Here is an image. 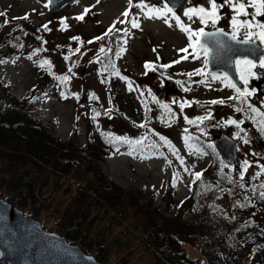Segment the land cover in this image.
<instances>
[{
    "label": "rangeland",
    "instance_id": "rangeland-1",
    "mask_svg": "<svg viewBox=\"0 0 264 264\" xmlns=\"http://www.w3.org/2000/svg\"><path fill=\"white\" fill-rule=\"evenodd\" d=\"M50 2L51 0H0V13L6 14L0 15V61H4L0 63V92L6 91L16 98H30L23 109L26 108L35 119L49 123L48 130L61 141L69 140L79 145L92 143L96 146L104 143V149L108 145L110 150L103 156L95 158L100 170L105 172L114 183L134 192V195L139 197V203L149 202L151 199L152 204L146 205L147 211H150L153 218H158V223L161 220L166 221L165 218L176 213V207L182 198L193 190L189 191L187 188L188 183L194 179L192 174L206 167L204 175L198 182H206L209 190L202 192V196L198 195L197 201L203 203L206 215L212 219V227L216 222L215 219L221 227L228 225L229 221L232 222V227H237L246 220L244 212L234 207L242 205L246 198L253 202L254 209L250 212L254 223L264 224V198L261 204L256 199V195L264 191L260 187L264 184V174L256 179L252 178L260 171L259 166H264V146L263 149L257 148L255 145H259L251 139V131L259 129L261 117L248 107L251 104L264 111V94L249 82L250 77L246 75L264 74V68L259 66L260 58L254 62L255 67L240 64V71L245 69L246 74L243 75L247 83L243 82L239 88L254 90V93L244 97L246 101L244 103L228 100L231 94H236L230 86L233 82L229 79L223 80L225 73L219 70L216 73L211 72L206 68L200 44L195 46L193 51L195 53H187L188 58L181 59L184 53L178 50L189 47L190 41L188 34L175 25L172 14L168 16L172 27L166 25L163 19H145L141 14L140 27L131 29L125 36L123 31L117 32V29L130 28L128 24L119 23L125 19L122 13L128 7V0H99V2L70 0L53 9L48 7ZM145 2L160 9L165 6L161 0H145ZM187 3L191 6L175 9L173 13L193 31L205 25L215 24L233 30L231 18L235 13L230 7L224 6L219 9L215 24L210 21L201 24L195 16L192 20L184 16V10L198 6V1L188 0ZM203 6L208 7L206 4ZM85 8H89L90 11L84 15L83 20L78 19ZM251 11L253 9L249 8V12ZM131 12L137 14L138 9L133 8ZM25 16L27 19H24ZM20 18L23 20L21 21ZM240 19H251V17H240ZM256 19L264 22V16H258ZM5 20L9 23L5 24ZM43 25H47L49 30H44ZM110 28L111 32L108 31ZM102 31H107L105 39L88 43L95 37L104 36L105 33L100 35ZM245 31L240 28L238 33L245 35ZM72 37H79L80 40H73ZM122 39H126L127 44L126 51L121 53L120 58L114 53L109 54L107 58L104 53H99L101 62H95L102 44L115 51ZM256 41L264 46V43ZM77 47H80V53L73 54L69 51ZM36 49L41 51L34 54ZM65 55L69 56V60L64 59ZM29 56L32 58L29 59ZM44 59L51 62L50 68L48 66L41 68L38 65V61ZM176 60L180 62L172 64ZM109 61L115 64L120 75L125 79L112 75L110 68L102 71L107 68ZM146 62H151L149 68L144 67ZM166 64L172 66L164 68L163 65ZM69 67L72 69L71 73L68 72ZM196 69H201L204 75H196ZM185 73H193L191 81L184 75ZM61 75H69L70 80L61 84L55 78ZM213 75L218 78L213 80ZM201 80L206 83H196ZM129 83L134 90L129 91ZM182 85L190 87L191 90L185 91ZM61 91L68 98H62ZM141 92L144 93L143 96ZM90 93H95L99 99L91 100ZM73 94H77L79 99ZM6 97L8 96L5 94L0 95V105ZM153 97L160 103L168 104L176 113V118L172 119L171 114L159 107ZM211 100H224V103H207ZM173 101L199 103L186 106L181 113L178 105ZM108 107L113 109L111 118L103 115L104 109ZM238 108L241 110L237 111ZM93 109L102 113L95 121L91 119ZM208 112L211 113L212 119L205 120L199 124V127H190V124L184 120L185 116L189 118L195 114L199 117ZM229 119L243 121L240 125L243 131L241 132L236 125L226 123ZM146 120L144 128L138 127ZM97 127L100 131L111 132L115 136L132 140L147 136V139L142 146H132L139 150L133 155H128L129 145L113 146L106 143L97 131ZM185 129H188L187 133ZM222 129L236 138L238 161L234 164L219 159V154L209 153L204 147L207 145L206 142L205 145L200 142L202 144L200 145L188 134L200 133L205 141L210 140ZM260 133H256L257 137ZM245 135L249 141L247 144L239 138ZM159 136L165 137L175 146L177 154L184 158V166L168 147L162 145ZM188 136L191 137L192 142L188 140L186 146L185 138ZM153 142L161 146L153 148ZM199 149H203L208 154L199 155ZM190 152L192 154H189ZM245 160L249 162L250 167L245 173L244 180L241 181L239 173ZM221 161L228 166L221 168ZM29 164V162L28 164L19 162L17 166L23 168ZM211 166H216L215 176H208L211 172L208 168ZM4 167L0 162V174L5 173ZM185 167L188 171L184 170ZM174 173L177 174L176 186L172 187ZM205 176H208L207 180L204 179ZM229 180L238 187L229 186L227 184ZM76 181L72 169L66 172L52 170L46 181L39 185V190H35L38 199L31 206L39 208L36 217L44 227L58 230L55 220L71 197ZM241 184L244 186L241 187ZM2 191L0 188V192ZM153 207L156 209H152ZM25 209L27 210L26 207ZM182 211L179 213L180 216ZM184 214L191 215L186 206ZM87 221L91 225L88 236H91L93 243L90 250L86 251L95 252L98 243L96 241L100 240L104 246L105 264H181L178 260L167 261L156 251L155 245L144 241L139 233L140 227H133V215L123 218L115 210H105L94 204L91 205ZM225 236L232 240L231 245L241 256L249 257L250 261H258L255 255L246 254L250 251L248 241L240 239L238 234L231 233V236L227 234ZM180 242L191 257L198 256V264H207L206 257L199 252L200 246L202 247L200 239L193 240V244ZM0 264L6 262L0 258Z\"/></svg>",
    "mask_w": 264,
    "mask_h": 264
},
{
    "label": "trees",
    "instance_id": "trees-1",
    "mask_svg": "<svg viewBox=\"0 0 264 264\" xmlns=\"http://www.w3.org/2000/svg\"><path fill=\"white\" fill-rule=\"evenodd\" d=\"M3 94L8 97L0 105V162L5 166V173L0 174V188L3 190L0 193L36 217L40 210L31 206L38 199L35 190H39V185L46 181L50 171L66 172L72 169L77 184L56 218L55 226L58 232L64 233L70 241H76L83 250H90L93 243L91 236H88L91 225L87 219L91 205L97 204L105 210H115L123 218L133 215V227H140L141 235L138 234L146 243L155 245L156 251L167 261L198 264V256L191 257L180 241L193 244V240L200 239L202 247L198 251L206 257L207 264H264V224L254 223L250 212L254 206L248 198L242 203L243 206H234L236 210L244 212L246 220L237 227H232L231 221L221 227L214 218L216 222L212 227V219L206 215L203 203L197 201V196H202L201 193L209 190V186L204 181H197L190 196L180 204L176 213L158 223V218H153L147 211V206L152 204L151 199L139 203V197L134 192L114 183L100 170L95 158L107 153L110 150L108 145L104 149V143L96 146L92 143L79 145L69 140L61 141L48 130L49 123L35 119L26 108L23 109L30 98H16L6 91L0 92V95ZM252 140L256 142L254 137ZM19 162L30 164L21 168L17 166ZM208 169L211 171L208 176L216 175V166ZM202 172L204 175L205 169ZM208 176L204 179L207 180ZM227 184L232 188L238 187L235 183ZM256 196L261 204L263 198L259 194ZM185 206L191 212V218L184 214ZM231 233L248 241L250 251L246 254L255 255L258 261H250L249 257L239 254L231 245L232 240L225 236H231ZM96 242L93 255L104 261V246L100 240Z\"/></svg>",
    "mask_w": 264,
    "mask_h": 264
},
{
    "label": "snow or ice",
    "instance_id": "snow-or-ice-1",
    "mask_svg": "<svg viewBox=\"0 0 264 264\" xmlns=\"http://www.w3.org/2000/svg\"><path fill=\"white\" fill-rule=\"evenodd\" d=\"M97 2H99V0H97ZM208 5L209 6L207 8L204 6H195V7L187 8L184 10V16L188 17L189 20H192L193 17L195 16L201 24H205L209 21L211 23L215 24L217 22V18L219 16V9L224 7V6H228L235 13L231 18V23H232V27H233V32L231 33V40L235 41L237 43H243V44H251V43H253L254 40H259L260 43H264V22L258 21L256 19V17H258V16H264V0H223V4H217V0H208ZM133 8L138 9L137 14H133L131 12V10ZM249 8L253 9V11L249 12ZM89 11H90L89 8H85L83 13L78 17V19L83 20L84 15L87 14ZM141 14H143V18H145V19H163V22L166 25H168L169 27L173 26L169 22V19H168L169 14H172V16L175 20V25L178 26L182 32L188 34V38L190 41L189 47H194V44L192 43L193 38H195V45H199L200 44V37H203V36L216 37V36L226 35L223 32V29H218L216 32H212V33H206L204 31V28L201 27L198 30L193 31L190 28V26H186L181 21L179 16H175V14L173 13V10L171 8H168L166 5L162 9L156 8V7L151 6L148 3H146L145 0H138V2H136V0H128V7L122 13V16L125 19L119 21V23L128 24V25H130V28L117 29V32L123 31L124 35L127 36L130 33L131 29H138L140 27ZM0 15H6V14L0 13ZM249 16L251 17V19H240V17H249ZM24 19H27V16H25ZM4 23L7 24V23H9V21L5 20ZM42 27L46 31L49 30L47 25H43ZM240 28H243L246 30L245 31V37L242 40H237V33H238ZM108 31L111 32L112 29L110 28ZM106 36H107V33H105L104 36L93 38V40L88 41V43H93L96 40H103V39H105ZM17 39H19V38H17ZM72 39L76 40V41L80 40L79 37H72ZM44 43H46V41ZM81 43H83V42L81 41ZM218 43L220 44L221 48L224 47L223 43H221L220 41H218ZM126 44H127V40L122 39L121 43L119 45H117V48L115 51L112 48H107L106 45L102 44L98 50L97 59L95 62H97V63L101 62L100 58H99V53H104L105 58H107L109 54H112L114 52V55L117 58H120L121 53L126 51V47H125ZM20 47H23V45H20ZM189 47L179 49L178 51H180L181 53H188ZM200 47H201L203 54L205 56L204 64L206 66L208 63L207 56L209 54V50L207 47H205L203 45H200ZM38 51H41V50L40 49L34 50V54H35V52H38ZM69 51L72 52L73 54L80 53V47H77L75 49H69ZM154 51H155V49H154ZM82 54L83 53H81V55ZM28 58L31 59L32 57L29 56ZM187 58L188 57L186 55L181 57V59H187ZM64 59L66 61L69 60V56L65 55ZM158 59H159V57H158ZM3 62L4 61H0V63H3ZM179 62H180V60H176V61H173L172 64L179 63ZM150 63L151 62H146L144 67L149 68ZM235 63L237 65L244 64V65L250 66V67L256 66V64L252 60L248 59V57H246V56L242 57V58H237ZM38 65L41 68H44L45 66H48L50 68L51 62L47 59H44V60L38 61ZM171 66H172L171 64L163 65L164 68H168ZM259 66L264 68V56L260 57ZM108 68L111 69L112 75L118 76L122 80L125 79L123 76L120 75V72L117 70L115 64L112 63L111 61H109L107 68L103 69L102 71H107ZM71 71H72V69H71V67H69L68 72L71 73ZM49 74L51 75L52 73L50 72ZM195 74L196 75H204V73L202 72L201 69H196ZM184 75L188 76L189 80L191 81L193 73H185ZM55 78L61 84L66 83L70 80L69 75H61V76H57ZM217 78L218 77L216 75L212 76L213 80H215ZM223 80H228V77L225 75L223 77ZM241 80H243L245 84L247 83V80L245 79L243 74H241ZM102 82H105V81L102 80ZM177 83H180V82L177 81ZM196 83H206V81L201 80V81H197ZM230 86H231V88H233L235 90L236 95L228 97L227 98L228 100H232V101L240 100L241 103H244L246 101L242 98L249 96V95H252L254 93V90L250 91L247 88H244L242 90L241 88L237 87L235 83H230ZM182 87H184L185 91L191 90L190 87H186L184 85H182ZM128 88H129V91L134 90L130 83L128 84ZM60 94H61L62 98H65V99L68 98L63 91H61ZM73 95H76V98L79 99L77 94H73ZM143 95H144V93L141 92V96H143ZM149 95H151L150 90H149ZM89 98L91 100H98L99 99V97H97L95 95V93H90ZM153 100L159 105V107L165 109L168 113H170L172 119L176 118V113L172 111V108L168 104H163V103H160L159 101H156L155 97H153ZM173 103L178 105L180 112L182 113L186 106H191V104L199 103V102H197V101H173ZM207 103H210V104L224 103V100H219V101L218 100H211V101H208ZM248 107L251 109L252 112L256 113L257 115H259L261 117V120L259 121L260 127L258 130L262 134H264V111H260L258 108L253 107L251 104H249ZM146 110L150 111V109H146ZM240 110L241 109H239V108L237 109V111H240ZM112 111H113L112 107H108V108L104 109L103 115H107V116H109V118H111ZM92 112H93V115H92L91 119L93 121H95L98 117H100L102 115V113L97 109H93ZM195 119L198 122L197 127H199V124H202L205 120L212 119V115L210 112H208L206 115L196 117ZM184 120L188 124L193 123V121L190 120L187 116L184 117ZM146 123H147V120L145 122L139 124L138 127L144 128L146 126ZM226 123L236 125V127L238 129H240L241 132L243 131V129L240 128V125L243 123V121H237V120L229 119L226 121ZM97 131L100 132V135L105 139V142L110 144V145H113V146L129 145L130 151L128 152V155H133V153L135 151L139 150L138 148L132 147V146H142L144 140L147 139V136H144V137L137 139V140H132V139H129L126 137L115 136L111 132L100 131L99 127H97ZM184 131H185V133H187L188 129H185ZM201 131H203V130H201ZM239 138L242 139L243 143H245V144L249 143L248 139L246 138V135L243 137H239ZM190 139H191L190 136L185 138L186 146H188L187 141ZM159 141L162 142L163 146L168 147V149L172 152V154L177 156V159L180 161V164L182 166H184V163H185L184 158L177 154V150L175 149V146L172 145L171 142L168 141L163 136H159ZM160 146H161V144H159L157 142H153V144H152L153 148H158ZM207 147L213 149V151H214V145L209 144ZM117 150H118V148H117ZM198 151H199V155H201V156L208 154L203 149H199ZM189 154H192V153L190 152ZM220 163H221V168L228 166V165L224 164L223 161H221ZM248 167H250L249 162L247 160H245L241 166L240 173H239V178L241 181L244 180V176H245V173L247 172ZM259 167H260V171L257 172L252 177L253 179H256L261 174H264V166H259ZM184 170L188 171L187 167H185ZM192 175L194 176V179L191 181V183L194 184L197 181L201 180V178L203 176V172H195ZM173 176H174V180L172 183V187H175L176 186L175 179L177 178V174L174 173ZM229 182L231 183L232 181L229 180ZM243 186L244 185L241 184V187H243ZM260 187L262 189H264V184H262ZM259 195L262 198H264V191H261L259 193ZM241 206H243V205H241Z\"/></svg>",
    "mask_w": 264,
    "mask_h": 264
},
{
    "label": "water",
    "instance_id": "water-1",
    "mask_svg": "<svg viewBox=\"0 0 264 264\" xmlns=\"http://www.w3.org/2000/svg\"><path fill=\"white\" fill-rule=\"evenodd\" d=\"M67 1L70 0H51L49 8H58ZM225 38L234 42L233 45H229L225 39H218L217 36L207 37L210 47L207 56L208 67L212 70L222 68L238 82L232 67L233 52L258 57L263 49L254 42L237 43L232 41L229 35H225ZM218 41L223 43V48ZM214 144L225 160L237 161L236 143L233 138L221 132L220 137L215 138ZM0 258L6 264H105L92 253L85 252L78 243L68 241L64 234L43 227L37 218L25 213L1 194Z\"/></svg>",
    "mask_w": 264,
    "mask_h": 264
},
{
    "label": "flooded vegetation",
    "instance_id": "flooded-vegetation-1",
    "mask_svg": "<svg viewBox=\"0 0 264 264\" xmlns=\"http://www.w3.org/2000/svg\"><path fill=\"white\" fill-rule=\"evenodd\" d=\"M162 1V3H164L167 7H169V8H171V9H178V8H182V7H187V6H191L190 4H188L187 2H188V0H161ZM171 1L172 2H183V4H182V7L181 6H176V7H173L172 5H170V3H171ZM198 1V6H203L204 4H206V5H208V0H197ZM219 0H217V2H218ZM209 6V5H208ZM205 7V6H204ZM203 28H204V31L206 30V32H209V33H212L213 31H210L209 29H216L217 27L219 28V27H223V28H225L223 25H219V24H215V25H205V27L204 26H202ZM226 30L228 29L227 27L225 28ZM228 30H230V29H228ZM231 32H233V30H230ZM238 35V34H237ZM243 36H245V35H243ZM206 37H210V36H206ZM200 45H203V46H205V47H207V43H200ZM208 48V47H207ZM202 50V49H201ZM201 54H202V56L205 58V56H204V54H203V51H201ZM237 58H241V56H239V57H235L234 58V61H233V65H234V67H235V72H236V76H237V78H239L240 76H241V74H246L245 72H244V70L245 69H243L242 71H240V69H241V67H240V65H237L236 63H235V61H236V59ZM206 68H207V66H206ZM219 70V69H218ZM246 75H248V77H250L249 78V82L251 83V84H253V85H255L256 86V88H257V90H259V92L260 93H262V94H264V74L263 75H261L260 76V74H254V73H250V75L249 74H246ZM240 79V85H239V87L241 86V85H243V80H241V78H239ZM237 86V85H236ZM234 95H236V94H231L230 96H234ZM229 96V97H230ZM243 99V98H242ZM236 101H238V102H240L241 103V101L240 100H236ZM194 119H192V121H193V125H192V127H196L197 126V124H198V122L196 121V115L194 114ZM189 133H191V132H189ZM193 133V137L192 138H198V137H200V133L199 134H197V135H194V134H196L195 132H192ZM214 138V136H212L211 137V142H212V139ZM212 144V143H211ZM208 146V144L206 145V147ZM208 148V147H207ZM209 149V148H208Z\"/></svg>",
    "mask_w": 264,
    "mask_h": 264
},
{
    "label": "bare ground",
    "instance_id": "bare-ground-1",
    "mask_svg": "<svg viewBox=\"0 0 264 264\" xmlns=\"http://www.w3.org/2000/svg\"><path fill=\"white\" fill-rule=\"evenodd\" d=\"M180 31V30H179ZM114 53V52H113Z\"/></svg>",
    "mask_w": 264,
    "mask_h": 264
}]
</instances>
